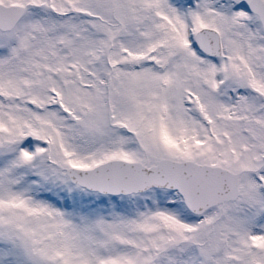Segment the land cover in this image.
Here are the masks:
<instances>
[{"label":"snow or ice","instance_id":"obj_1","mask_svg":"<svg viewBox=\"0 0 264 264\" xmlns=\"http://www.w3.org/2000/svg\"><path fill=\"white\" fill-rule=\"evenodd\" d=\"M0 264H264V0H0Z\"/></svg>","mask_w":264,"mask_h":264}]
</instances>
